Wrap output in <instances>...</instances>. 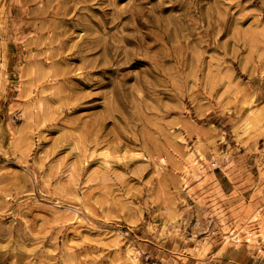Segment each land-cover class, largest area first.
<instances>
[{
    "label": "rangeland",
    "instance_id": "rangeland-1",
    "mask_svg": "<svg viewBox=\"0 0 264 264\" xmlns=\"http://www.w3.org/2000/svg\"><path fill=\"white\" fill-rule=\"evenodd\" d=\"M0 264H264V0H0Z\"/></svg>",
    "mask_w": 264,
    "mask_h": 264
},
{
    "label": "bare ground",
    "instance_id": "bare-ground-1",
    "mask_svg": "<svg viewBox=\"0 0 264 264\" xmlns=\"http://www.w3.org/2000/svg\"><path fill=\"white\" fill-rule=\"evenodd\" d=\"M134 260V259H133Z\"/></svg>",
    "mask_w": 264,
    "mask_h": 264
}]
</instances>
